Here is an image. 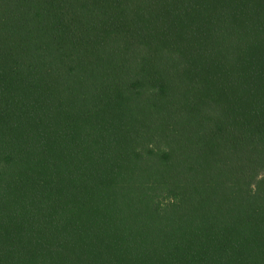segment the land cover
Here are the masks:
<instances>
[{"label": "trees", "instance_id": "16d2710c", "mask_svg": "<svg viewBox=\"0 0 264 264\" xmlns=\"http://www.w3.org/2000/svg\"><path fill=\"white\" fill-rule=\"evenodd\" d=\"M0 264H264V0H0Z\"/></svg>", "mask_w": 264, "mask_h": 264}]
</instances>
